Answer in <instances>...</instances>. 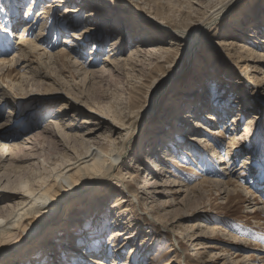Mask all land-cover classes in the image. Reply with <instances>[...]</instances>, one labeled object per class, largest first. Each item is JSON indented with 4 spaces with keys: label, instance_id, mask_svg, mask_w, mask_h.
I'll return each mask as SVG.
<instances>
[{
    "label": "rangeland",
    "instance_id": "obj_1",
    "mask_svg": "<svg viewBox=\"0 0 264 264\" xmlns=\"http://www.w3.org/2000/svg\"><path fill=\"white\" fill-rule=\"evenodd\" d=\"M192 1L51 3L39 36L36 12L52 0H0V59L20 56L0 71V264H264V0L210 23L230 0ZM203 22L197 51L174 40ZM23 29L37 53L18 51ZM151 45L161 57L145 52ZM109 53L119 67L105 66ZM217 92L230 108L218 124L204 117ZM107 124L121 125L113 145ZM87 127L100 138L74 137ZM233 136L240 144L226 158ZM219 158L235 160L233 177ZM106 162L116 178L100 172ZM153 184L162 187L144 189ZM188 233L204 237L183 245Z\"/></svg>",
    "mask_w": 264,
    "mask_h": 264
},
{
    "label": "bare ground",
    "instance_id": "obj_2",
    "mask_svg": "<svg viewBox=\"0 0 264 264\" xmlns=\"http://www.w3.org/2000/svg\"><path fill=\"white\" fill-rule=\"evenodd\" d=\"M38 1H40V0H33V2H32V4H31V7L32 6H34L35 4V2H38ZM69 0H52V2H47L44 6H42V8L40 9V10H38L36 13H37V18H36V20H34V22H35V24L38 22V21H45L46 19H48V17H49V14H50V8L52 7V4H58L56 7H58V6H61L60 4H62V3H66V4H68L69 2H68ZM194 1V0H193ZM192 1V2H193ZM197 1V0H196ZM242 1H244V0H230L229 2H228V7L224 10V11H220L218 14H216V15H213V14H211V13H209L207 16H206V18H205V20H206V22H214L216 19H219L220 17H223V15L224 14H226L227 12H229L230 11V9L231 8H234V7H236L237 5H238V3H240V2H242ZM197 2H199V1H197ZM52 3V4H51ZM197 3H192L191 5L190 4H187V8L188 9H193V7H194V5H196ZM202 4V3H201ZM31 7H29V9H28V12H27V16H28V14H29V12H30V9H31ZM196 7V6H195ZM197 7H199V5L197 4ZM196 7V8H197ZM70 7H65V12L66 13H69V12H75V10H72L73 8H71V10L69 9ZM78 8V7H77ZM76 8V9H77ZM198 9V8H197ZM196 10V9H195ZM65 13V14H66ZM93 12H92V10L91 11H89L88 13H87V16L89 17L90 15L93 17ZM64 16L65 15H63L62 16V18H64ZM90 16V17H91ZM94 16H96V15H94ZM26 17V16H25ZM50 18V17H49ZM149 18V17H148ZM66 19V18H65ZM152 19V18H151ZM50 20V19H49ZM34 22H33V25H32V27L33 26H35L34 25ZM204 23L205 22H203V23H201V25H198V26H196L195 27V29L194 30H192V31H186V30H184V31H181V32H179L178 31V33L177 34H175V35H177V39H174V40H177L178 41V38H182L183 40H186L187 42H188V48L187 49H189L190 47H191V53H193L194 51H197L198 50V48H199V44L202 42V39L204 38V36L207 34L206 33V30H204V28H201V26L202 25H204ZM208 24V23H207ZM206 24V25H207ZM40 28H39V33H38V35L40 36L41 34H42V31L44 30V29H46V26L48 27V25H46V23L45 22H42L40 25ZM89 30V29H88ZM85 31H87L86 29L85 30H83L82 31V34H85L86 32ZM179 33H181L180 35H179ZM171 34H174V33H170L169 35H171ZM71 38H69V39H65L64 40V43L66 44H68V43H70L71 44V47L72 46H74V45H76V44H74V41H76V40H79L76 36H75V34H71V35H69ZM34 40V39H33ZM30 41L27 37H26V35H25V29H23V33H21L20 35H19V43H18V51L20 52V54L21 55H24V56H26V50H28L27 49V47L29 48V51H27L28 53H37V51L39 50V46L35 43V41ZM142 43V42H141ZM216 46H217V44H216ZM219 46V45H218ZM150 48L149 49H146V53H148V54H150V55H160V57H161V53H164V50H162L161 48H158V47H156L155 45H151V46H149ZM244 47V46H243ZM95 48V47H94ZM177 48V47H176ZM96 49V48H95ZM116 49V48H115ZM17 50V49H16ZM41 50V49H40ZM111 51H113V49L111 50ZM40 53V52H39ZM141 53H143V51L142 50H139V49H137V50H132L131 52H130V55L128 56V58L126 59V62H130V60H131V58L132 57H134L135 55H137V54H141ZM168 53V52H167ZM248 53V52H247ZM59 54V56L60 55H62V56H64L67 60L68 59H70V53L69 52H66V51H64V49H62L61 50V52H59L58 53ZM93 54V53H92ZM32 55V54H31ZM30 55V56H31ZM41 55V54H40ZM43 55V54H42ZM50 55V54H49ZM48 55V56H49ZM248 55H249V53H248ZM250 55H251V57H250V59L254 62V60H255V62L257 61H260V58H258L257 56H253L254 55V53L252 52V51H250ZM19 56V55H18ZM17 56V57H18ZM27 56H29V55H27ZM54 56H56V55H54ZM94 56V55H93ZM112 56H114V54L112 55H110V53H109V55H108V57L107 58H105V66H113V68H116V67H119L120 66V59H116V58H111ZM16 57V55H14L13 57H11V58H2V59H0V71H3L4 70V68H6V65H13V64H17V59L15 60V58H17ZM20 57V56H19ZM41 57V56H40ZM50 57V56H49ZM51 58V57H50ZM49 58V59H50ZM52 58H53V56H52ZM51 58V59H52ZM64 59V58H63ZM249 59V60H250ZM250 60V61H251ZM20 63V62H19ZM9 66V67H10ZM26 66V65H25ZM8 67V68H9ZM243 71H247V68H245ZM92 74V73H91ZM5 75V74H4ZM22 76V75H21ZM24 76H22L21 78H23ZM19 78V77H18ZM13 82V81H12ZM19 82V81H18ZM17 82V84H19ZM14 84H15V82H13ZM12 83V84H13ZM11 84V83H10ZM14 87V86H13ZM214 98V101L212 102H210L208 105V110L210 111L209 113H207L205 116H204V114H203V116L206 118H209V119H212L213 118V121L214 122H216L217 124H218V120H219V118L222 116V111H224V110H228V111H230V108L228 109V106H224V103L221 101L222 99H224V97L221 95V94H218V92H217V94H215V96L213 97ZM219 100V101H218ZM214 103H216V105H212V104H214ZM211 106V107H210ZM223 106V107H222ZM221 108H222V111H221ZM199 108H196V110H198ZM196 110H194V108H192L191 110H189L188 111V113H187V116H189L188 118H191L192 120V122L194 121V123H195V127L194 128H196V126H201L202 124H200V122L198 121V120H194V118L196 117V114L195 113H193V112H197ZM219 110V111H218ZM62 111V115L64 114L63 112V110H61ZM193 111V112H192ZM227 112V111H226ZM200 113V112H199ZM208 115H211V116H208ZM224 115V114H223ZM193 116H195V117H193ZM211 117V118H210ZM98 119V118H97ZM95 119L97 122V125H95V126H101V123L103 122V120L102 119ZM182 119H185V116H183L182 117ZM92 120V119H91ZM182 122H183V120H182ZM190 121H188L187 123H189ZM84 124H91V123H89V121H85L84 120V122H83ZM235 123H237V119H234V120H232V125H234ZM57 124V123H56ZM69 125V126H68ZM68 125H64L63 124V126L61 125V127H59V128H63L64 126H66V128H70L71 126H72V124L70 123V124H68ZM107 126V128H106V130H107V135H105V136H107V138L109 137V140H110V143L113 145L114 143H116L115 142V140L114 139H111V136H112V134H114V133H116L117 131H118V129H120L121 128V125L120 124H112V125H106ZM203 126V125H202ZM51 127V126H50ZM98 127V128H99ZM249 125H246L245 126V128L244 129H246V130H249ZM56 128L58 129V127L56 126ZM98 128H96V127H93V128H91V127H87L84 131H82V134H80V135H74V137H80L81 138V140L82 139H88V141L90 140V141H92V139H96V138H100V137H95V134H96V132H97V130H99ZM193 127H191V129H192ZM193 128V129H194ZM80 130V129H79ZM205 130V133H207V130L206 129H204ZM216 130H218V129H216ZM232 130H234V129H232ZM202 131V130H201ZM209 131V130H208ZM213 132V134H216V135H219L220 136V133L221 132H217V131H212ZM247 132V131H246ZM104 134H106V133H104ZM200 134V133H199ZM222 134V133H221ZM204 137H206L205 135H202L201 136V138H200V140H199V142H202V143H205V139H204ZM240 139L241 138H234V136L233 137H231V138H229V142H228V146H227V152H226V158H228V155H229V151H230V149H232V150H234L235 149V146L237 147L238 146V141H240ZM23 142V141H22ZM21 142V143H22ZM27 144H32L31 143V141H28V139L25 141V145H27ZM209 144V143H208ZM240 144V143H239ZM20 145L19 144H14V145H10V147L8 146V148L5 146H3L4 148H3V152L5 151H8L9 153L8 154H5L6 156H9L10 155V152L12 151V149L14 150V148H16V147H19ZM206 146H207V144H206ZM2 151V150H1ZM153 152V151H152ZM2 154V153H1ZM155 155V154H154ZM153 156V155H152ZM6 158V157H5ZM9 158H11V157H9ZM1 160H4V158H3V156H1V158H0ZM8 160V159H7ZM10 160V159H9ZM108 160V159H107ZM225 162L226 160H224V158H219V162ZM230 161L232 162L233 161V163H234V159L233 158H231L230 160H227L226 162V164H227V169L226 170H228L227 171V175H228V177L230 178V177H233L234 176V174H236V172L234 173V171L229 167V165H230ZM1 162V161H0ZM244 162V161H243ZM233 163H231V164H233ZM151 164L153 165L154 163L153 162H151ZM116 162H115V164L113 165V166H111V167H109V164H107V162L106 163H104V165H102L101 167H100V172H104V173H107V171L110 173V174H113L112 172H114L115 173V171H116ZM179 166V165H178ZM150 167V166H149ZM180 167V166H179ZM244 166H242V167H240V169H242ZM226 168V167H225ZM151 169H153L152 171H153V173H155L156 175H159L160 173V170L161 169H158V167L154 164V168H151ZM158 173V174H157ZM238 175V174H237ZM99 176H101V174L99 175ZM110 176H114L115 177V175L113 174V175H110ZM132 176V174L130 175V177ZM135 177V176H134ZM133 177V178H134ZM116 178V177H115ZM117 180L118 181H122L123 182V180L122 179H118L117 178ZM231 183V182H230ZM230 185V184H229ZM131 185H129L128 186V188L130 187ZM145 186V185H144ZM172 187H174V186H177L176 184H173V185H171ZM159 187H162L161 185H158V184H156V185H147V186H145L144 187V189H154V190H158V188ZM264 188V187H263ZM146 191V190H145ZM132 193V192H131ZM155 194H162V193H159V192H156L155 191ZM144 195V194H143ZM146 195H148V193H146ZM135 196V195H134ZM250 196H252V195H250ZM135 198H137L138 199V196H135ZM141 198V197H140ZM143 201V200H142ZM125 202H127V201H122V203H125ZM142 203V202H141ZM154 212V211H153ZM204 227V225L203 224H201L200 222H199V224H192L191 226H190V230H194V231H196V230H199V229H201V228H203ZM215 229H216V227H213L211 230L212 231H215ZM119 230H114V231H112V233H111V241H109V242H111V244H113V240L115 239V238H117V237H120V233L118 232ZM193 231V232H194ZM198 232V231H197ZM189 233H190V231H189ZM187 234L186 235V237L183 239L184 240V242H183V245H185V244H191L192 242H194V241H197L198 240V238H200V237H204L203 235H196V236H194V235H190V234ZM192 234V233H191ZM187 237H189V240H188V238ZM110 240V239H109ZM111 244H109V245H111ZM109 247H111V246H109ZM114 247V246H113ZM211 248H212V246H210ZM115 254H116V256H118L119 255V253L122 251V249H119V246L118 245H115ZM203 247H200L199 249H202ZM119 251V253H117V250ZM76 250V249H75ZM80 256V255H79ZM236 256H238L237 254H236ZM78 259V258H77ZM127 262V263H126ZM130 262V263H129ZM206 262H209V260L208 261H206ZM131 264V260L130 259H127L126 261H122V263L121 264ZM95 264H101L100 262H95ZM112 264H115V261H113L112 262ZM168 264H170L169 262H168Z\"/></svg>",
    "mask_w": 264,
    "mask_h": 264
}]
</instances>
